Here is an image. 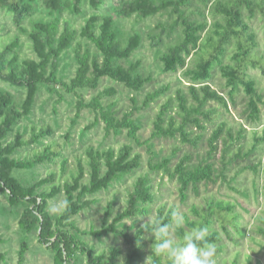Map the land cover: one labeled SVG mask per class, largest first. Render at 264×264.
Returning a JSON list of instances; mask_svg holds the SVG:
<instances>
[{
  "label": "trees",
  "instance_id": "16d2710c",
  "mask_svg": "<svg viewBox=\"0 0 264 264\" xmlns=\"http://www.w3.org/2000/svg\"><path fill=\"white\" fill-rule=\"evenodd\" d=\"M108 0H0V9L12 15L15 25L26 32L32 40L35 57H23L19 47L18 37L0 45V79L11 86L25 89V95L19 99L15 93L0 85V193L7 195L8 201L19 212V226L22 231L18 264H24L30 249V235L36 233L38 241L47 247L53 257V264H81L86 259L87 264H122L121 246L112 245L108 249L99 250L95 243L86 239L94 235L102 238L113 233L123 237L133 245L123 264H137L144 257L143 247L150 232L144 225L128 224L130 218L148 215L152 212V204L157 198L151 171L140 174L133 187L128 190L126 202L115 211L119 195L115 194L103 208L101 224H92L88 228L79 226L77 217L86 208L97 203L91 195L110 190L116 183L143 166L142 154L134 152L132 143H125L119 150L115 147L89 146L87 149L88 165L79 158L76 170L69 175L68 158L63 147L57 141L51 140L33 154L22 155L20 147L42 144L44 138L54 133L50 124H23L31 119L37 99L43 88L52 93H77L80 89L98 88L104 77L120 82L136 92L146 87L152 81L151 75H146L142 69L141 59H132L135 51L141 47L144 36L138 31L126 32L121 18L135 16L145 19L157 14L168 13L172 20L168 24L157 25L152 33L154 40L161 41L163 33L179 30L174 41L167 49L159 53L164 72L177 71L186 68L185 73L190 78L189 90L193 102L186 93L178 92V105L181 121L169 113L172 98L166 101L154 122L150 139L141 141L139 132L143 122L134 116L136 109H147L152 103L166 94L168 85L159 86L145 95L139 103L138 97L132 99L134 108L119 114L115 101L104 103L105 95L117 92L115 87L105 88L94 95L89 101L80 95L76 103V114L72 124H76L84 108L95 111V119L87 125V129L104 122L106 135L121 134L127 130L128 137L137 144H147L150 152L149 167L153 171L163 172L178 182L181 201L189 198V191L200 192L202 183H217L227 180V170L234 158L250 156L256 149L257 142L251 150L238 151L231 154L232 147L244 137V127L235 132L227 121H221L208 138L209 148L206 155L199 161H193L190 153L179 157L175 162L179 148L175 147L170 154L159 158L160 152L154 148L151 141L155 137H178L183 142L198 144L204 137L203 131L207 125L202 115L209 121H214L219 113L216 108L208 107L210 100H217L229 109L228 97L213 88L210 79L214 71L220 68L226 78L229 98L234 103L237 92L243 88L248 96L247 111L252 121L261 118L260 104H264V96L257 87V80L250 73L251 67L260 68L264 73V54L258 51V36L247 20L260 12L264 18V0H200L204 4L202 18L196 17L193 8L194 0H110L114 13H105L101 9ZM42 4L51 14L49 18H33L36 7ZM87 5L93 10L87 15ZM212 15L209 21L207 11ZM66 13L86 15L80 29L69 19L62 20ZM32 21L31 27H26V21ZM63 22V23H62ZM79 36L85 38L84 41ZM73 48L76 61L75 74L66 79L62 60ZM232 51V52H231ZM194 58L190 65V59ZM61 96V95H60ZM62 98V96H61ZM61 100V99H59ZM190 126L201 128L202 133L192 136ZM30 131V136L26 132ZM70 138V133L66 134ZM264 139V137H263ZM219 157L221 165H216L214 157ZM61 159V180H56V172L51 171L46 176L30 180L21 176L22 170H31L44 162H56ZM262 161L251 163L248 167L260 171ZM88 173V175H87ZM64 193L65 207L53 213L50 199ZM178 209L176 205L163 203L156 218L168 219L169 213ZM195 216L184 213L188 223L181 231H176L179 238L183 231L196 226L208 229V238L216 247V255L225 245L222 234L216 227L217 223L233 237L230 225L241 235H245L239 221L236 204L222 198H213L207 208L197 204L191 206ZM3 212L0 208V215ZM193 216V217H192ZM154 219V220H155ZM264 221V218H263ZM146 227H148L146 225ZM258 231L264 234V225H259ZM152 245L155 242L151 235ZM5 241L0 227V244ZM150 248V263L169 264L167 257L152 256ZM6 259V253L0 250V263ZM147 264V263H146ZM233 264H238V259ZM248 264H254L249 259ZM255 264H259V261Z\"/></svg>",
  "mask_w": 264,
  "mask_h": 264
},
{
  "label": "rangeland",
  "instance_id": "374dc122",
  "mask_svg": "<svg viewBox=\"0 0 264 264\" xmlns=\"http://www.w3.org/2000/svg\"><path fill=\"white\" fill-rule=\"evenodd\" d=\"M193 8L199 7L196 10V17L202 18V9L204 4L200 0H194ZM113 5L108 0L102 7L101 11L105 13H114L117 17V13L113 11ZM92 9L87 5V15L92 13ZM207 12L209 21H213L212 15ZM51 14L42 5L39 4L33 14V18H49ZM247 20L250 22L252 28L256 31L258 36V51L264 54V18L260 12L252 18H248V11H246ZM69 19L72 21L76 28L86 20V15H73L66 13L62 16V20ZM172 18L168 13L157 14L145 19H138L135 16L128 18H121V23L124 26L126 32L140 31L143 36V43L138 48L132 59H141V69L146 75L152 76V81L146 84V87L139 92L131 90L124 84L117 82L111 78L104 77L98 88H86L80 89L77 93H68L64 89H61V93H52L49 89L43 88L41 91L31 119H26L23 124L36 123L50 124L54 128V133L44 138L42 144L25 145L20 147L22 155L33 154L36 150L43 147L44 143L51 140L57 141L60 146L63 147L65 157L68 158L69 169L66 171V175L72 170H76L79 158L83 159L88 165L87 149L89 146L95 147H115L119 150L125 143H132L134 152H140L142 154L143 166L140 167L137 172L128 175L123 182L116 183L110 190L102 191L91 195L97 199V203L92 207L86 208L77 217L79 226L81 228H88L92 224L100 226L101 217L103 214V207L111 201L114 195L118 194L119 199L116 204L115 211H117L126 202L128 190L133 187L137 177L145 172H150L152 175L154 190L156 191L157 198L152 204V212L148 215L152 216L154 220L158 212V208L166 203L167 205H176L183 214L189 213L195 216L191 211V206L197 204L200 208H207L208 204L213 198H222L236 204V209L239 213V221L242 228L245 230V235L239 234L233 225H230L233 237L229 236L227 232L217 223L216 227L222 234V243L225 245L224 249L215 256V264H233L238 259V264H248L249 259L255 264L259 261V264H264V234L258 231L259 225H264V104L261 103V118L257 121H252L248 117L247 102L248 96L243 88H241L236 94V100L231 102L229 98L230 87L226 84V78L222 75L221 70L217 67L214 71L213 78L210 79V84L213 88L219 90L221 93L228 97L229 109L217 100H210L208 107L216 108L219 116L214 121L207 120L203 115L205 125L207 128L204 131L197 126H190L192 130V136H196L199 133L204 134V137L199 140L198 144L191 142H183L180 136L178 137H155L152 138L154 148L160 152L159 158L166 154H170L175 147L179 148L174 162L182 157L186 153H190L193 157V161L197 162L201 160L207 153L209 148L208 138L212 134L214 128L221 122L227 121L229 125L233 126L235 132L240 127L245 128V137L236 142L232 147V152L238 151L239 146L243 147V151L251 150L253 145L257 142V138L260 140L257 142L256 149L247 156L245 153L243 157L234 158L230 163L227 170V180H219L217 183H202L200 185V192L195 190L189 191V198L186 202L181 201L180 192L178 188V182L175 179H171L167 174L162 171H153L149 167L150 152L148 151L147 144L139 145L135 140H131L128 137L127 130H124L121 134L111 133L106 135L104 122L96 124L93 128L87 129V125L95 119V111L90 108H84L82 110L81 117L76 124H72V119L76 114V103L80 98V95L89 101L94 95L100 93L105 88L115 87L117 92L113 95H105L104 103L109 101H115L116 107L120 115L125 111H129L134 108L132 99L138 97L139 103L142 102L147 92L163 85H168L169 89L158 100L154 101L152 105L147 109H136L134 116L139 117L143 122V128L139 132L141 141L150 139L154 128V122L157 114L161 110L162 105L172 98L171 108L169 113L176 116L181 121V115L179 114L180 108L178 105V92L182 91L186 93L189 101L193 102V97L189 90L190 78L186 75V68H180L177 71L164 72L162 70V60L159 53L167 49V45L176 39L179 30L171 32L170 34L163 33L161 41L154 40L152 33H155L161 28H157L159 23L168 24ZM63 23V22H62ZM32 21H26V27H31ZM18 37L20 39L19 50L23 57H35L36 53L32 46V40L26 32H23L18 28L12 18V15L4 9H0V45L4 42ZM81 39L82 37L79 36ZM86 41L85 38H82ZM232 52V51H231ZM194 58L190 59V65L193 64ZM62 69L65 68L66 79L69 80L76 71V61L73 48L69 52V55L62 60ZM250 73L257 80V87L264 96V73L260 68L251 67ZM0 85L12 90L15 95L21 99L25 95V89L11 86L9 83L0 79ZM62 98H61V96ZM61 99V100H59ZM70 133L68 139L66 134ZM26 136H30V131L26 132ZM216 165H221V159L214 157ZM58 159L56 162H44L38 164L31 170H22L20 175H26L28 179L34 180L39 177L46 176L49 172H56V180H61L63 174L62 165ZM262 161L259 172L248 167L251 163H257ZM88 175V173H87ZM65 195L61 193L52 199H50V208L53 213L61 211L65 207ZM0 208L3 212L0 215V227L2 235L5 241L0 244V250L6 253V259L0 264H18L19 261V249L21 244L22 231L19 226V212L16 208H13L7 198V195L0 193ZM192 216V217H193ZM128 224L137 223L136 225L145 224L149 222L147 215L136 218L127 219ZM152 234H149L146 239V245L143 247L145 251L144 257H142L137 264H146L147 260L150 263V248L152 246ZM172 235L178 241L180 238L177 236L175 230ZM86 239L95 243L99 250L108 249L110 246H121L123 248V254L120 258L121 263L126 260L127 254L133 247L132 244L121 236H115L113 233L104 235L102 238H98L94 235H87ZM30 249L27 252V259L24 264H53V257L50 250L39 243L36 233H32L29 239ZM149 258V259H148ZM81 264H87L86 259Z\"/></svg>",
  "mask_w": 264,
  "mask_h": 264
},
{
  "label": "clouds",
  "instance_id": "9594fccd",
  "mask_svg": "<svg viewBox=\"0 0 264 264\" xmlns=\"http://www.w3.org/2000/svg\"><path fill=\"white\" fill-rule=\"evenodd\" d=\"M147 216L149 222L144 225V228L155 239L152 245V256L167 257L169 264H215L216 247L208 238L206 227L196 226L191 230L183 231L178 241L173 237L172 232L173 230L179 232L185 228L188 223V217L185 214L173 209L168 219L159 217L153 220L151 215Z\"/></svg>",
  "mask_w": 264,
  "mask_h": 264
}]
</instances>
